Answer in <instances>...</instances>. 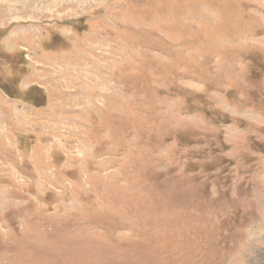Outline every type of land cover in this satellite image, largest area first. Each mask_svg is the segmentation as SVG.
<instances>
[{
    "label": "rangeland",
    "instance_id": "rangeland-1",
    "mask_svg": "<svg viewBox=\"0 0 264 264\" xmlns=\"http://www.w3.org/2000/svg\"><path fill=\"white\" fill-rule=\"evenodd\" d=\"M263 259L264 0H0V264Z\"/></svg>",
    "mask_w": 264,
    "mask_h": 264
},
{
    "label": "bare ground",
    "instance_id": "bare-ground-1",
    "mask_svg": "<svg viewBox=\"0 0 264 264\" xmlns=\"http://www.w3.org/2000/svg\"><path fill=\"white\" fill-rule=\"evenodd\" d=\"M264 260V259H263ZM262 262H264V261H262ZM261 263V262H260Z\"/></svg>",
    "mask_w": 264,
    "mask_h": 264
}]
</instances>
